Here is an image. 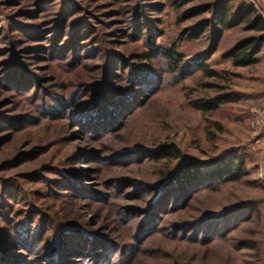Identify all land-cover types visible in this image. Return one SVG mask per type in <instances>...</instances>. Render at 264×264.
Segmentation results:
<instances>
[{"label": "rangeland", "instance_id": "1", "mask_svg": "<svg viewBox=\"0 0 264 264\" xmlns=\"http://www.w3.org/2000/svg\"><path fill=\"white\" fill-rule=\"evenodd\" d=\"M212 2L144 11L149 37L134 32L138 0H0V238L43 230L37 252L11 253L47 264L48 244L78 230L89 248L95 239L113 245L108 264H264V142L256 144L251 125L264 100V44L257 62L237 67L224 53L260 33L245 24L225 30L210 53L208 30L190 39L189 29L211 14L186 12ZM242 2L264 17V0H233V9ZM151 46L152 60L144 57ZM169 48L181 55L180 68L199 59L218 76L170 71ZM148 71L157 88L121 124L96 133L82 122L106 91L140 92L131 80ZM220 96L228 101L214 109L194 107ZM164 145L178 154L157 160ZM229 154L245 160L242 179L167 204L138 240L154 196L176 171L210 169ZM232 214L244 217L210 240L196 236L201 218ZM87 251L72 264H94L96 251Z\"/></svg>", "mask_w": 264, "mask_h": 264}, {"label": "trees", "instance_id": "2", "mask_svg": "<svg viewBox=\"0 0 264 264\" xmlns=\"http://www.w3.org/2000/svg\"><path fill=\"white\" fill-rule=\"evenodd\" d=\"M138 1L140 3L134 10L136 15L134 32L136 35H143L144 32L148 31L147 34L151 37L152 35L150 30H153L154 26L146 23V21H144L145 18L144 20L141 18L144 11H158L167 5L182 8L194 0H168L167 3H153L150 0ZM232 1L233 0H214L212 3L196 7L194 6L188 9L186 16H195L206 12H210L211 14V17L190 28L188 31V37L190 39H197L206 30H208L213 41L208 52L210 53L215 48V45L223 31L245 24L246 29L256 31L260 33V35L240 41L232 49L224 53L223 56L231 59L233 65L237 67L252 65L257 62L256 57L261 52L264 44V17L253 5L246 4L244 2L238 4L234 10ZM156 51L157 47L151 46L144 57L152 60L153 57L156 56ZM165 51L166 52H164V54L169 59V65L171 66L170 71L176 72L178 70L180 76L182 77L188 76L196 70H204V73L207 76H218L217 71L208 69L204 62L199 59H193L187 65L180 68L181 55L176 53L174 48H169ZM114 67H116V65H114ZM10 76L9 79L13 77V73ZM135 77H139V79L135 81L132 78L133 80L131 81H134L133 83H136L137 85L140 84V92L130 95L128 92L123 90L106 91L101 101L93 105H98V112H93L94 109L91 110L88 115L84 117L82 122L85 123L86 121V124L92 126L96 133L108 128L107 126L102 125L107 124L111 126L114 123H117V125L121 124L123 120H125L127 116H129L135 108L142 103L143 98L148 96L147 93L153 92L158 86V81L149 71L147 73H141L140 75L136 74ZM16 82L18 87H23L25 85V82L23 81ZM227 101L228 96H220L215 99L208 100L200 99L194 104V107L207 111L214 109L219 106L220 103ZM178 151L179 150L175 145H164L154 151V157L157 160H160L170 157L173 153L178 154ZM245 163V160L240 158L238 155L229 154L222 157L218 163L210 169H200L198 167L191 168L187 166V168L184 167L176 171L173 178H171L163 186L160 192L154 196L153 202L150 204V208L153 209V212H149L150 209L147 210V212H149L147 213L148 217L142 226V231L138 234V240L146 235V233L148 234V232L155 226L157 218L160 217V215H157L156 212L164 213L165 210L169 209V207L166 208L167 204L171 203L175 207L182 206L188 202L192 193L204 188L242 179L246 174ZM71 182L73 181H70L69 183ZM74 183L75 184L71 186L77 192V183ZM243 217L241 214L236 216H233L232 214L231 217L224 216L225 219L219 218V216L204 217L196 222V225L193 227L194 232L202 241H207L220 234V227L223 226L222 228L224 233L228 230V227L237 225L240 221H242ZM189 228L191 227L187 225L183 229L186 231L187 229L189 230ZM42 231V228H40L39 230H36L34 234L30 235V232L23 230L18 231V235L9 234L0 238V264H7L6 262H12V264H31L32 261L27 259L26 255L37 252L35 251V244L39 241ZM61 237L62 238H59L56 242L52 241V245L48 244L50 246L49 248L45 247L48 254L51 252L50 255H45L46 261L48 262L47 264H72V255L82 257L88 254L89 251L87 250L89 249H94L96 251L94 255V258L96 259L94 264L109 263V261L106 263L105 257L112 251V244L111 246L106 245L105 242L95 239L96 241H91L92 246L89 248V243L78 230L65 232ZM66 237H69V239ZM66 239L67 242H65ZM11 247H21V249L25 248L26 255L18 256L11 253L10 250H8ZM76 248H82V250ZM98 249L102 251L98 253ZM107 249L109 250L106 251ZM104 252H107V254Z\"/></svg>", "mask_w": 264, "mask_h": 264}, {"label": "built area", "instance_id": "3", "mask_svg": "<svg viewBox=\"0 0 264 264\" xmlns=\"http://www.w3.org/2000/svg\"><path fill=\"white\" fill-rule=\"evenodd\" d=\"M252 113V129L256 144L264 142V100L258 107H254Z\"/></svg>", "mask_w": 264, "mask_h": 264}]
</instances>
